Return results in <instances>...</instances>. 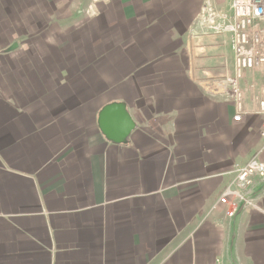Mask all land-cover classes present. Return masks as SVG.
<instances>
[{"label": "crops", "instance_id": "obj_1", "mask_svg": "<svg viewBox=\"0 0 264 264\" xmlns=\"http://www.w3.org/2000/svg\"><path fill=\"white\" fill-rule=\"evenodd\" d=\"M31 3L0 4L17 35L0 45V264H264V181L231 184L264 158V64L235 76L232 0ZM112 101L136 122L125 143L97 125ZM229 185L262 210L225 215Z\"/></svg>", "mask_w": 264, "mask_h": 264}, {"label": "built area", "instance_id": "obj_2", "mask_svg": "<svg viewBox=\"0 0 264 264\" xmlns=\"http://www.w3.org/2000/svg\"><path fill=\"white\" fill-rule=\"evenodd\" d=\"M233 21L229 26L230 47L233 52L235 76L240 77L247 69H255L264 64V0H232ZM209 19L215 17L224 19L223 13L216 12L208 7ZM237 100V112L233 121H238L243 115L240 102V90L234 86ZM261 107L263 103H260ZM264 138V127L261 132ZM259 154L264 155V143ZM254 178L264 181V158H253L243 165L234 168V179L231 184L247 186L252 184ZM218 203L224 207V213L233 217L239 207L249 206L262 210L253 200L241 192L240 189L229 185L219 196Z\"/></svg>", "mask_w": 264, "mask_h": 264}, {"label": "water", "instance_id": "obj_3", "mask_svg": "<svg viewBox=\"0 0 264 264\" xmlns=\"http://www.w3.org/2000/svg\"><path fill=\"white\" fill-rule=\"evenodd\" d=\"M12 45L9 49H12ZM97 125L104 137L113 143H125L136 122L123 101L104 104L98 112Z\"/></svg>", "mask_w": 264, "mask_h": 264}, {"label": "rangeland", "instance_id": "obj_4", "mask_svg": "<svg viewBox=\"0 0 264 264\" xmlns=\"http://www.w3.org/2000/svg\"><path fill=\"white\" fill-rule=\"evenodd\" d=\"M91 1L93 2L94 0H91ZM31 2H32V0H24L23 3H21L19 0H0L1 6L4 7V9H5L4 11L7 14H9L8 15L9 17H12L13 14L16 13V12L29 11V9H31V7L34 6L33 3H31ZM43 4H45V3H43ZM49 6L51 7V4H49ZM45 7H46V5H45ZM45 7H43L44 8L43 9L44 12H48L49 7H48V9H45ZM62 12H63V8L61 9V13ZM93 13H94V11H93V8L91 7V5L86 7L85 12H84L85 15H93ZM19 22H21V21L18 20V19L14 20V25H15V31L16 32L19 30V27H20V25L18 24ZM40 24L42 25V24H44V22L40 23ZM53 25H54V23H53ZM16 36L17 35H14V36H11L10 38L9 37H5V36H2V37L0 36V45H4V44L8 43L9 40H12ZM42 38H44V36L43 37L42 36L38 37L37 39H42Z\"/></svg>", "mask_w": 264, "mask_h": 264}]
</instances>
